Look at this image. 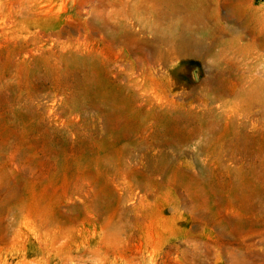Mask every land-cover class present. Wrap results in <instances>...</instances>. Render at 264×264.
Here are the masks:
<instances>
[{
	"label": "rangeland",
	"instance_id": "1",
	"mask_svg": "<svg viewBox=\"0 0 264 264\" xmlns=\"http://www.w3.org/2000/svg\"><path fill=\"white\" fill-rule=\"evenodd\" d=\"M0 264H264V0H0Z\"/></svg>",
	"mask_w": 264,
	"mask_h": 264
},
{
	"label": "bare ground",
	"instance_id": "2",
	"mask_svg": "<svg viewBox=\"0 0 264 264\" xmlns=\"http://www.w3.org/2000/svg\"><path fill=\"white\" fill-rule=\"evenodd\" d=\"M156 1L157 2H161V1H164V0H156ZM228 14H229V16L231 18H233V19L237 20L238 22H240V14H239L238 10L235 7L234 8H230L229 11H228ZM178 41H179L178 42L179 44H181V45H183L185 47V46H187V45L190 44V42L192 41V39L189 38V37H180Z\"/></svg>",
	"mask_w": 264,
	"mask_h": 264
}]
</instances>
